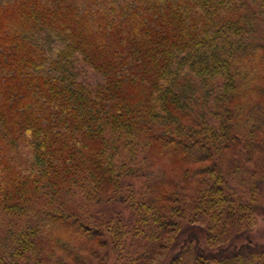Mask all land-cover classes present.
Wrapping results in <instances>:
<instances>
[{"label": "trees", "instance_id": "trees-1", "mask_svg": "<svg viewBox=\"0 0 264 264\" xmlns=\"http://www.w3.org/2000/svg\"><path fill=\"white\" fill-rule=\"evenodd\" d=\"M263 171L264 0H0V264H264Z\"/></svg>", "mask_w": 264, "mask_h": 264}, {"label": "rangeland", "instance_id": "rangeland-1", "mask_svg": "<svg viewBox=\"0 0 264 264\" xmlns=\"http://www.w3.org/2000/svg\"><path fill=\"white\" fill-rule=\"evenodd\" d=\"M264 174V171H263ZM264 189V186H263ZM125 215H129V211H123ZM252 237L256 241L264 242V204L259 211V215L257 218V226L255 227L254 231L252 232Z\"/></svg>", "mask_w": 264, "mask_h": 264}]
</instances>
